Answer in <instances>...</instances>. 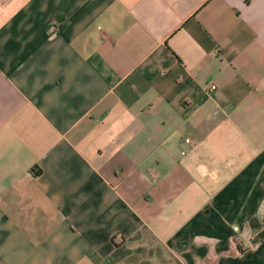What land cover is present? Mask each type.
<instances>
[{"label":"crops","instance_id":"0c3cea01","mask_svg":"<svg viewBox=\"0 0 264 264\" xmlns=\"http://www.w3.org/2000/svg\"><path fill=\"white\" fill-rule=\"evenodd\" d=\"M0 264H264V0H0Z\"/></svg>","mask_w":264,"mask_h":264},{"label":"built area","instance_id":"2783aa9c","mask_svg":"<svg viewBox=\"0 0 264 264\" xmlns=\"http://www.w3.org/2000/svg\"><path fill=\"white\" fill-rule=\"evenodd\" d=\"M212 87H214V86H212ZM234 230H237V226H234Z\"/></svg>","mask_w":264,"mask_h":264}]
</instances>
